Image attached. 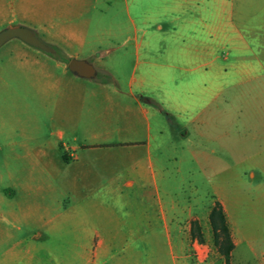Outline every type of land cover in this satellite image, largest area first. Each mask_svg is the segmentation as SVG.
<instances>
[{
	"label": "rangeland",
	"instance_id": "374dc122",
	"mask_svg": "<svg viewBox=\"0 0 264 264\" xmlns=\"http://www.w3.org/2000/svg\"><path fill=\"white\" fill-rule=\"evenodd\" d=\"M75 7L67 18L83 28L90 48L114 47L102 59L94 52L60 53L68 59L81 56L92 64L93 79L64 77L53 91L33 71L9 63L5 45L0 48V207L37 206L41 212L84 207L90 220L102 223L107 232L129 231L134 224L139 232L137 224L145 208L156 225L155 210L161 200L169 208L170 222L178 227L170 228L171 241L177 235L179 242L167 244L163 230L155 227L146 244L128 250L129 264H224L209 224L218 202L233 243L230 263L264 264L260 246L264 243V85L208 86L168 77L159 66L165 64L163 48L174 43L167 32L175 22L164 20L163 30L157 31L153 20L147 54L156 69L148 65L140 70L146 80L156 83L133 86V97L151 103L156 111L150 123L157 193L142 200L134 192L113 195L110 191L124 181L122 172L130 169L139 152L128 155V149L91 148L145 135L135 117V104L125 95L135 64L131 24L120 5L106 15ZM40 39L58 49L49 37ZM96 40H102L100 47ZM50 58L67 68L59 58ZM50 67L42 71L61 76ZM101 83L124 94L92 88ZM132 117L136 124L130 125ZM59 132L64 147H58ZM73 159L68 166L62 163ZM68 189L87 193L97 189V193L82 198L68 196ZM79 211L74 210L71 218ZM58 224L60 229L52 237L63 239L64 220ZM218 242H223L222 236Z\"/></svg>",
	"mask_w": 264,
	"mask_h": 264
},
{
	"label": "crops",
	"instance_id": "0c3cea01",
	"mask_svg": "<svg viewBox=\"0 0 264 264\" xmlns=\"http://www.w3.org/2000/svg\"><path fill=\"white\" fill-rule=\"evenodd\" d=\"M118 5L124 9L130 21L133 35L129 41L133 42L135 54L134 69L127 81L129 87L125 95L134 102L135 117L144 128L145 135L91 149H128V155L139 152L137 155L140 157L131 164L130 169L122 172L124 177H119H123L124 181L118 183L110 193L120 197L124 192H134L135 197L142 200L152 192L157 193L150 123L156 111L153 105L133 97V86L156 83L146 80L148 77L140 70L148 65L154 66L147 54V38H150L153 20L157 22L153 23L157 31L163 30L160 22H175L167 32L175 39L174 43L163 48L165 64L159 66L168 77L191 79L196 84L208 86L238 83L264 85V0H0V28L25 27L32 30L39 39L42 36L49 37L50 42L57 44L56 50L60 52H94L99 53L102 59L111 54L114 47L108 44L102 50L90 48L83 28L67 17L76 10L75 6L106 15L116 11ZM58 17L61 23L57 22ZM101 41L96 40L98 47ZM4 45L9 63L19 69L33 71L37 79L50 83L53 91L64 77L70 81H73L72 76L84 79L68 71L47 54L17 39ZM70 59L86 61L76 55ZM46 66L59 70L61 76L42 71ZM174 71L178 74L174 75ZM190 73L192 75H186ZM92 88L105 94H124L106 83L92 84ZM133 118L129 120L130 125L136 124ZM61 138L62 133L59 132L58 147H64ZM74 159L62 163L68 166L73 164ZM66 192L68 196L86 198L89 194H96L97 189L88 193L85 190L77 192L69 189ZM14 195L13 191L9 197L13 198ZM77 207H69L61 212L54 209L41 212L37 206L0 207V264H129L126 258L128 250L133 245L146 244L153 228L158 226L163 230L167 244L179 242L177 235L176 241H171L170 228L175 231L178 227L170 222L169 208L164 207L161 200L155 210L156 225L152 212L145 208L141 212L142 220L137 224L141 228L139 232L132 228L135 224L129 231L120 229L107 232L102 223L90 220L84 207ZM79 209V215L72 219L73 211ZM172 210L178 213L174 205ZM180 213L183 214V208ZM60 220H64L65 235L63 239L53 238L52 234L60 229ZM260 246L264 248V243Z\"/></svg>",
	"mask_w": 264,
	"mask_h": 264
},
{
	"label": "water",
	"instance_id": "95a60500",
	"mask_svg": "<svg viewBox=\"0 0 264 264\" xmlns=\"http://www.w3.org/2000/svg\"><path fill=\"white\" fill-rule=\"evenodd\" d=\"M12 39H17L42 52L48 54L53 53V50L36 37L33 31L28 28L12 27L0 31V47ZM67 69L76 76L84 79H93L96 75V70L92 64L84 60L70 59L67 63Z\"/></svg>",
	"mask_w": 264,
	"mask_h": 264
},
{
	"label": "trees",
	"instance_id": "16d2710c",
	"mask_svg": "<svg viewBox=\"0 0 264 264\" xmlns=\"http://www.w3.org/2000/svg\"><path fill=\"white\" fill-rule=\"evenodd\" d=\"M53 50L52 54H49L52 57L59 58L61 62L68 63L69 59L63 57L60 51L56 50L55 48L50 47ZM149 105H152L149 102H146ZM107 147V146H103ZM209 224L212 230V233L215 237V244L223 257L224 264H231L230 263V253L233 250V243L230 238L228 224L225 219V215L223 210L218 202H215V205L212 211L209 214ZM222 236L223 242L220 244L218 242V238Z\"/></svg>",
	"mask_w": 264,
	"mask_h": 264
}]
</instances>
